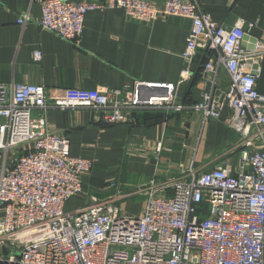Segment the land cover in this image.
Returning <instances> with one entry per match:
<instances>
[{
    "label": "built area",
    "instance_id": "1",
    "mask_svg": "<svg viewBox=\"0 0 264 264\" xmlns=\"http://www.w3.org/2000/svg\"><path fill=\"white\" fill-rule=\"evenodd\" d=\"M41 30L78 42L89 12L119 9L142 23L170 16L191 28L182 58L191 64L197 48L209 53L204 79L215 84L223 68L229 86L221 101L211 93L200 103L175 101L171 86L135 82L122 89H64L48 96L39 85L0 82V264H264V93L256 88L251 63L264 55V40L248 52L243 38L252 24L229 30L212 21L195 0H100L72 3L38 0ZM30 21L28 12L16 23ZM39 60V51L33 54ZM188 69L181 79H189ZM226 103L224 124L239 136V166L195 173L147 191L141 215L122 214L106 203L75 211L65 204L81 192L92 162L74 158L69 141L47 129L49 110L90 109L105 125H117L138 111L200 112L216 120ZM259 143L260 150L255 149ZM18 150L17 153H13ZM152 184V183H151Z\"/></svg>",
    "mask_w": 264,
    "mask_h": 264
},
{
    "label": "crops",
    "instance_id": "2",
    "mask_svg": "<svg viewBox=\"0 0 264 264\" xmlns=\"http://www.w3.org/2000/svg\"><path fill=\"white\" fill-rule=\"evenodd\" d=\"M72 3L100 0H67ZM161 8L165 0H151ZM188 1V0H183ZM212 21L229 30L252 24L246 36L264 40V0H195ZM28 12L24 26L16 20ZM38 0H0V82L42 86L48 96L64 89H122L138 82L171 86L175 101L184 106L201 102L206 93L221 101L229 86L225 70L218 69L215 84L202 75L209 57L197 48L191 64L182 58L191 21L170 16L152 23L128 19L119 9L89 12L78 42L64 41L41 30ZM250 51L251 44L245 41ZM39 51L40 59L33 54ZM256 88L264 93V55L250 65ZM188 69L190 77L181 79ZM216 120L204 121L200 112L138 111L117 125H105L90 109L49 110L47 129L69 141L71 157L92 162L82 179L81 192L65 204L75 211L95 203L116 206L122 214L141 215L147 191L162 190L173 180L189 181L198 173L239 166V136L224 124L229 110L224 102ZM255 149L260 150L259 143ZM14 150L13 153H17ZM152 183V184H151ZM1 218V212H0Z\"/></svg>",
    "mask_w": 264,
    "mask_h": 264
},
{
    "label": "water",
    "instance_id": "3",
    "mask_svg": "<svg viewBox=\"0 0 264 264\" xmlns=\"http://www.w3.org/2000/svg\"><path fill=\"white\" fill-rule=\"evenodd\" d=\"M243 40H244V41H247V40H248V41L250 42V44L253 45V44L255 43V40H256V39H250L248 36H245V37L243 38ZM252 45H251V46H252ZM249 49L252 50V49H253V46L250 47Z\"/></svg>",
    "mask_w": 264,
    "mask_h": 264
}]
</instances>
